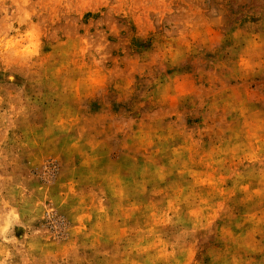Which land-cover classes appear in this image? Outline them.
<instances>
[{"label":"rangeland","instance_id":"obj_1","mask_svg":"<svg viewBox=\"0 0 264 264\" xmlns=\"http://www.w3.org/2000/svg\"><path fill=\"white\" fill-rule=\"evenodd\" d=\"M0 264H264V0H0Z\"/></svg>","mask_w":264,"mask_h":264}]
</instances>
